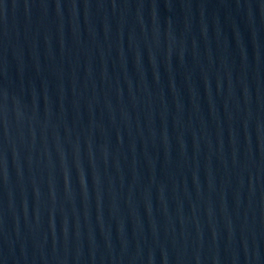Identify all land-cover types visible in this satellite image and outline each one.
<instances>
[{"label":"water","instance_id":"95a60500","mask_svg":"<svg viewBox=\"0 0 264 264\" xmlns=\"http://www.w3.org/2000/svg\"><path fill=\"white\" fill-rule=\"evenodd\" d=\"M0 264H264V0H0Z\"/></svg>","mask_w":264,"mask_h":264}]
</instances>
